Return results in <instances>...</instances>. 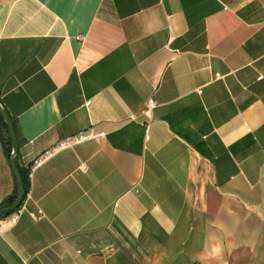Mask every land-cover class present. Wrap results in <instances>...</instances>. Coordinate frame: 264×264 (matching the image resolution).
<instances>
[{
  "label": "crops",
  "instance_id": "obj_1",
  "mask_svg": "<svg viewBox=\"0 0 264 264\" xmlns=\"http://www.w3.org/2000/svg\"><path fill=\"white\" fill-rule=\"evenodd\" d=\"M0 104V264H264V0H0Z\"/></svg>",
  "mask_w": 264,
  "mask_h": 264
},
{
  "label": "water",
  "instance_id": "obj_2",
  "mask_svg": "<svg viewBox=\"0 0 264 264\" xmlns=\"http://www.w3.org/2000/svg\"><path fill=\"white\" fill-rule=\"evenodd\" d=\"M0 117L2 118V120L4 121L7 127L8 136H9L10 145H11V154H10L9 161H10V165L12 167L13 174L15 177L14 200L9 206L0 209V218H2V217L9 216L11 213H13L15 210L19 208L25 196V190H24L21 178L19 176V172L17 171V168L15 166V158L18 154L19 143L17 140V136L15 134L12 119L1 104H0Z\"/></svg>",
  "mask_w": 264,
  "mask_h": 264
},
{
  "label": "built area",
  "instance_id": "obj_3",
  "mask_svg": "<svg viewBox=\"0 0 264 264\" xmlns=\"http://www.w3.org/2000/svg\"><path fill=\"white\" fill-rule=\"evenodd\" d=\"M258 80H260V77L258 78ZM198 92H200V91H198ZM154 105H155L154 102L149 100L147 102L145 113H148L154 107ZM92 137H93V135H91V134H84V135L75 137V138H73L72 140H70L68 142H63L62 144H60L59 148H62V147L66 146L67 144H70V143H79V142H82V141H85V140H89ZM55 150L50 151V152H46L45 154H43V156H41L36 161H34L33 164L30 167V170H33L34 168L40 166L44 162V160L46 158H48L49 156L52 155V153ZM20 215H21V211L15 210L13 213H11L9 216H7L3 220L4 225L7 226V227L14 225L17 222V220H18Z\"/></svg>",
  "mask_w": 264,
  "mask_h": 264
},
{
  "label": "trees",
  "instance_id": "obj_4",
  "mask_svg": "<svg viewBox=\"0 0 264 264\" xmlns=\"http://www.w3.org/2000/svg\"><path fill=\"white\" fill-rule=\"evenodd\" d=\"M14 124V121H12ZM0 133H1V137H2V141L4 143V145L8 146L7 149V156L8 158H10V154H11V145H10V139L8 136V131H7V127L4 123V121L2 120V118L0 117ZM24 190L26 191V185L24 184L23 179H21ZM14 196H15V192L13 193V195L11 197H9L4 203H2L0 205V209L9 206L13 200H14Z\"/></svg>",
  "mask_w": 264,
  "mask_h": 264
}]
</instances>
